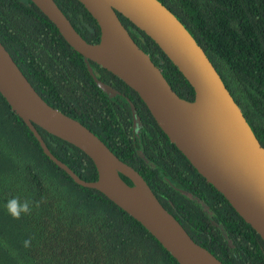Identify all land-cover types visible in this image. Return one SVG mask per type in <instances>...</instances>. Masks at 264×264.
<instances>
[{"label": "trees", "instance_id": "trees-1", "mask_svg": "<svg viewBox=\"0 0 264 264\" xmlns=\"http://www.w3.org/2000/svg\"><path fill=\"white\" fill-rule=\"evenodd\" d=\"M54 1L83 38L97 39L98 25L79 0ZM159 1L203 48L264 146V0ZM116 13L171 88L192 98L191 85L158 45ZM0 41L40 96L137 169L195 242L224 264H264L259 234L169 141L137 93L88 60L95 75L119 93L99 87L82 55L31 0H0ZM125 96L140 125L133 126ZM35 127L48 149L78 176H96L92 160L79 147ZM14 197L30 201L31 212L14 219L5 207ZM0 264L179 263L138 220L54 163L0 94Z\"/></svg>", "mask_w": 264, "mask_h": 264}, {"label": "water", "instance_id": "water-1", "mask_svg": "<svg viewBox=\"0 0 264 264\" xmlns=\"http://www.w3.org/2000/svg\"><path fill=\"white\" fill-rule=\"evenodd\" d=\"M31 1L82 55L99 87L109 94L119 93L95 75L88 60L117 75L137 93L169 141L223 194L264 242V146L203 48L175 14L159 0H79L99 28L97 39L88 41L75 30L54 0ZM116 11L158 45L191 85L192 98L180 96L171 88L159 66L134 41ZM0 94L54 163L75 182L98 189L138 220L179 264H224L191 238L137 169L113 153L82 122L47 103L1 41ZM125 98L133 126L140 125L133 102ZM35 124L79 147L92 160L96 176L93 179L78 176L48 149ZM120 173L131 182L125 181Z\"/></svg>", "mask_w": 264, "mask_h": 264}, {"label": "clouds", "instance_id": "clouds-1", "mask_svg": "<svg viewBox=\"0 0 264 264\" xmlns=\"http://www.w3.org/2000/svg\"><path fill=\"white\" fill-rule=\"evenodd\" d=\"M139 129H137V132ZM30 201L25 200L23 203L18 198H11L9 199L5 207L7 209V212L14 218L19 219L21 216V213H29L31 212V206ZM24 246L25 248L29 247L31 245V238L24 240Z\"/></svg>", "mask_w": 264, "mask_h": 264}]
</instances>
